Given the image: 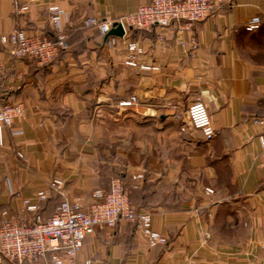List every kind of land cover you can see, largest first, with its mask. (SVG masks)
I'll use <instances>...</instances> for the list:
<instances>
[{
  "label": "crops",
  "instance_id": "0c3cea01",
  "mask_svg": "<svg viewBox=\"0 0 264 264\" xmlns=\"http://www.w3.org/2000/svg\"><path fill=\"white\" fill-rule=\"evenodd\" d=\"M148 4L0 0V38L21 30L65 39L48 66L14 60L0 43V107L25 108L0 147V221L3 213L25 222L50 217L60 202L48 189L53 179L71 205L88 209L119 176L166 244L149 247L121 220L87 236L76 264H264V0H225L205 20L129 27L123 38L105 40L84 26L89 18L117 23ZM51 5L63 12L58 30ZM254 18L261 28L248 33ZM128 42L142 49L136 67L124 64ZM130 97L136 103L119 106ZM196 101L215 130L209 142L189 126ZM24 200L38 211L26 213ZM43 264H52L49 256Z\"/></svg>",
  "mask_w": 264,
  "mask_h": 264
},
{
  "label": "built area",
  "instance_id": "2783aa9c",
  "mask_svg": "<svg viewBox=\"0 0 264 264\" xmlns=\"http://www.w3.org/2000/svg\"><path fill=\"white\" fill-rule=\"evenodd\" d=\"M224 1L149 0L148 5L139 7L136 12L120 19L117 23L121 24L125 36L129 27L151 31L154 28H164L175 21L199 22L211 17ZM27 10V6L20 8L21 12ZM48 11L51 25L56 30L60 29L62 10L57 5H51ZM259 25V19L254 18L245 25V29L248 32L255 31ZM84 26L96 28L104 37L111 30L113 23L89 18L85 20ZM63 40L64 37L60 36L58 43L55 44L42 35H28L24 31L14 30L2 36L0 43L14 60H30L38 66H48L57 58L59 48L64 46ZM125 47L127 55L124 64L128 67H136V57L142 53V49L136 42H128ZM139 68L156 69L147 66ZM3 75L4 67L0 66V80ZM134 103L136 98L130 97L120 102L119 106L130 107ZM186 114L189 126L193 130L199 131L207 142L214 138L215 130L210 115L201 101L192 103ZM24 115L25 108L22 103L0 107V147L4 145L6 130L10 129L15 119ZM259 141L264 145L263 137H260ZM16 157L18 160L26 161L21 152H16ZM140 178L141 176L135 177L137 180ZM63 188L64 183L60 179H53L48 184V189L59 195L60 202L53 214L46 219L35 217L33 222H25L6 217V213H3L4 218L0 221V262L43 264L49 256L52 264H76V257L87 236L92 235L96 229L114 228L121 220L133 224L149 247L166 244V238L153 229L152 215L148 212L136 211L130 201L131 190L124 187L120 179L115 178L111 182L108 192L96 191L94 194L96 202L88 209L71 205L64 198ZM207 193L213 192L207 190ZM37 198L39 201H45L46 191L37 193ZM22 204L26 213H36L39 209L37 204H31L28 200H24Z\"/></svg>",
  "mask_w": 264,
  "mask_h": 264
},
{
  "label": "water",
  "instance_id": "95a60500",
  "mask_svg": "<svg viewBox=\"0 0 264 264\" xmlns=\"http://www.w3.org/2000/svg\"><path fill=\"white\" fill-rule=\"evenodd\" d=\"M124 36V31L119 23H114L111 30L104 36V39L107 40L109 37L122 38Z\"/></svg>",
  "mask_w": 264,
  "mask_h": 264
},
{
  "label": "trees",
  "instance_id": "16d2710c",
  "mask_svg": "<svg viewBox=\"0 0 264 264\" xmlns=\"http://www.w3.org/2000/svg\"><path fill=\"white\" fill-rule=\"evenodd\" d=\"M260 21V20H259ZM86 28H93V27H86ZM260 28H261V21H260V25H259V28L257 29V30H255V31H251V32H248V31H246V32H248V33H254V32H258L259 30H260ZM94 29H96V28H94ZM97 30V29H96ZM246 30V29H245ZM98 31V30H97ZM48 38V37H47ZM50 41H52L53 43H55V44H57L58 43V40H59V37L58 38H56V39H52V38H48ZM63 43L65 44V39L63 40ZM64 47V46H63ZM63 47H60L59 48V50H58V56L60 55V53H61V51H62V49H63ZM58 56H57V58H58ZM56 58V59H57ZM55 59V60H56ZM54 60V61H55ZM115 178H118V179H120V181L123 183V179L121 178V177H115ZM112 182V181H111ZM111 185V184H110ZM123 185H124V187H126L125 186V184L123 183ZM136 187V186H135ZM127 188V187H126ZM109 189H110V187H109ZM109 189L107 190V191H105V192H108L109 191ZM137 211V210H136ZM137 212H139V211H137Z\"/></svg>",
  "mask_w": 264,
  "mask_h": 264
}]
</instances>
